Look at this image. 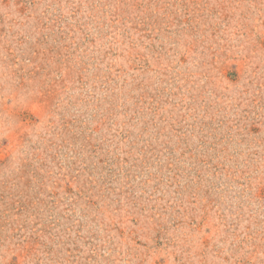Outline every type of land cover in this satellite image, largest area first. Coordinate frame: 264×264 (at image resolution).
Returning <instances> with one entry per match:
<instances>
[{"label":"rangeland","instance_id":"obj_1","mask_svg":"<svg viewBox=\"0 0 264 264\" xmlns=\"http://www.w3.org/2000/svg\"><path fill=\"white\" fill-rule=\"evenodd\" d=\"M0 264H264V0H0Z\"/></svg>","mask_w":264,"mask_h":264}]
</instances>
